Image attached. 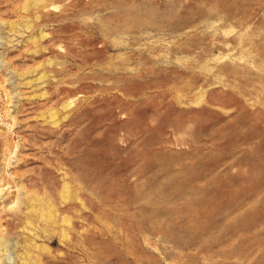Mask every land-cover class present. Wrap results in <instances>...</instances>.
Wrapping results in <instances>:
<instances>
[{"label": "rangeland", "instance_id": "374dc122", "mask_svg": "<svg viewBox=\"0 0 264 264\" xmlns=\"http://www.w3.org/2000/svg\"><path fill=\"white\" fill-rule=\"evenodd\" d=\"M0 264H264V0H0Z\"/></svg>", "mask_w": 264, "mask_h": 264}, {"label": "bare ground", "instance_id": "6f19581e", "mask_svg": "<svg viewBox=\"0 0 264 264\" xmlns=\"http://www.w3.org/2000/svg\"><path fill=\"white\" fill-rule=\"evenodd\" d=\"M82 167H83V166H82ZM82 174H83V173H82ZM217 189H218V188H217ZM216 191H218V190H216ZM218 192H219V191H218ZM216 194H217V193H216ZM218 194H220V193H218ZM218 194H217V195H218ZM220 195H221V194H220ZM220 195H219V196H220ZM228 195H229V194H228ZM245 195H246V194H245ZM247 195H248V194H247ZM210 196H211V195H210ZM202 197H203V196H202ZM228 198H229V197H228ZM235 198H236V197H235ZM214 199H215V198H214ZM233 199H234V198H233ZM204 201H205V200H204ZM209 201H210V200H209ZM211 201H212V199H211ZM228 201H229V200H228ZM213 202H214V200H213ZM219 202H220V201H219ZM226 202H227V201H226ZM217 203H218V202H217ZM230 203H232V202H230ZM205 204H206V203H205ZM210 204H211V203H210ZM222 205H223V204H222ZM205 206H206V205H205ZM213 206H214V205H213ZM210 207H211V206H210ZM210 214H211V213H210ZM210 214H209V215H210ZM210 216H211V215H210ZM210 218H211V217H210ZM211 220H212V219H211Z\"/></svg>", "mask_w": 264, "mask_h": 264}]
</instances>
